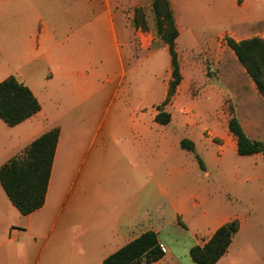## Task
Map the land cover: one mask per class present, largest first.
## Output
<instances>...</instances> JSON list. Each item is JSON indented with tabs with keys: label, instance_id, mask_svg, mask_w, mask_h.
Instances as JSON below:
<instances>
[{
	"label": "rangeland",
	"instance_id": "obj_1",
	"mask_svg": "<svg viewBox=\"0 0 264 264\" xmlns=\"http://www.w3.org/2000/svg\"><path fill=\"white\" fill-rule=\"evenodd\" d=\"M23 1L16 0V4ZM33 1L36 7L47 9L52 18L74 17L79 10L77 14L82 18L86 15L82 12L87 6L86 0ZM169 1L178 29L175 49L182 76L170 97L171 56L160 30L154 0H113L115 8L123 13L120 17L115 14L116 27L120 28L122 21L123 30H112L109 18L103 12L98 14L91 30L78 31L71 39L76 55H82L84 51L92 55V61L97 65L92 70H97L98 77L96 93L82 107L72 108L71 97L64 98V119L71 131L69 141L78 136L83 144L99 125L102 128L98 130L96 142L81 165L76 187L71 192L59 190L57 185L55 187L58 188L54 192L56 201L50 205L48 213L51 220L59 215L60 221L53 233L56 238L53 236L49 244L51 259L63 262L66 250L73 245L87 250L103 249L104 237L89 234V223L83 220L91 189L100 184L106 185L113 203L124 202L132 197L137 184L138 175L131 166L135 163L145 165V182L153 179L163 186L170 185L173 199L184 198L198 186L201 188L200 195H195V200L210 199L203 206H208L211 212L236 209L239 205H243L241 209L248 208L244 203L252 200L254 215L247 224V233L241 234L237 241L243 247L233 250L230 258L234 264H264V151L252 155H241L237 149L233 152L235 140L228 128L231 111L236 114L237 109L241 116L246 117L247 130L255 129L248 116L264 127V100L257 97L252 89L254 83L251 77L227 43L229 38L241 39L228 32L213 35L205 32L227 25L230 20L222 10L229 12L228 4L221 10L219 0ZM97 2L101 11L102 1ZM3 10L5 15L0 24L8 25L9 6ZM163 28H168L167 22ZM70 50L67 48V53ZM122 62L124 66H121ZM116 73L125 74L123 83L120 84L118 78L106 86L105 75ZM127 89L135 100L145 98L135 110L136 117L146 123L144 145L141 138H133V126L127 122L129 112L119 108V99ZM79 111L86 114L85 121L80 122L79 115H76ZM159 112L170 114L167 124L157 122ZM160 135L168 139L160 142ZM184 137L195 142L196 153L202 157L205 169L200 167L195 153L180 146ZM223 154L225 160L218 164L217 157ZM75 162L70 155L64 158L66 169H71ZM236 171L242 179L252 177V180L237 186L239 182L232 179ZM72 176H64L60 186L66 185L68 189ZM234 196L241 197L242 202L235 200ZM158 198L164 207L167 206L165 196ZM233 200L232 205L230 201ZM178 223L188 226L183 216L178 217ZM66 224L70 232L74 226L82 224L87 234H66ZM185 242L183 237L170 239L169 247L183 254ZM54 248L59 249L60 254L56 255ZM76 257L85 259L93 257V254ZM182 258L185 260L186 256Z\"/></svg>",
	"mask_w": 264,
	"mask_h": 264
},
{
	"label": "crops",
	"instance_id": "obj_2",
	"mask_svg": "<svg viewBox=\"0 0 264 264\" xmlns=\"http://www.w3.org/2000/svg\"><path fill=\"white\" fill-rule=\"evenodd\" d=\"M101 1L100 11L97 0H86L87 6L82 10L86 14L84 18L77 14L80 10L74 17L65 15L52 18L47 9L36 7L33 0H24L19 5L16 4V0H0V19L5 15L3 14L5 6H9L10 10L8 25L0 24V82L11 75L16 76L30 87L41 104L39 112L14 126L8 125L0 118V167L12 157L22 154L32 141L45 132L54 127L60 128L46 199L42 207L29 214H22L11 202L0 182V264H103L107 256L149 230L157 233L165 247L164 256L152 264H197L191 257V248L203 246L221 225L238 219L240 228L234 235L228 251L214 263L234 264L230 254L233 250L238 251L243 247L239 246L237 241L241 234L247 233V224L254 215L253 201L244 203L251 206L250 208L241 209L243 205H239L236 209L226 208L222 212H211L208 206H203L210 199L195 200V195L201 190L198 186L184 198L173 199L170 185L163 186L153 179L149 183L145 182L147 171L145 165L135 163L131 166L138 175L137 184L134 185L132 197L124 202L114 204L106 185L100 184L91 189L83 220L89 223V234H95L98 238L104 237L105 241L101 244L103 249L87 250L73 245L66 250L65 255L68 258L66 256L63 262H58L57 258H50L49 244L60 221L59 215L51 220L48 213L50 205L56 201L55 187L57 185L59 190L61 188L68 192L76 187L81 165L86 161L96 142L98 130L102 128V125H99L83 144L78 136L69 141L71 131L68 130L69 125L64 119V98L71 97L72 108L82 107L83 103L91 101V97L96 93L98 77L97 70H92L97 66L92 61V55L85 51L81 53L82 55H76L71 39L78 31L91 30L96 24L98 14L103 12L108 16L112 30L124 28L122 21L121 27L118 29L116 27L115 14L120 17L123 13L115 8L113 0ZM225 4H228L229 12L222 10ZM219 7L230 21L215 31L207 29L205 31L207 34L228 32L237 39L255 36L264 38V0H242L241 3L239 0H219ZM67 48H71L68 53ZM121 66H124L123 62ZM119 73L105 75L104 84L106 86L112 84L118 78L122 84L125 74ZM252 89L257 97L264 100V95L259 92L255 83ZM132 95L128 89L125 90L119 99V108L129 112L130 119L127 122L133 126V138H141L144 145L146 123L144 119L136 117L135 110L145 98L139 101ZM88 107H91L90 102ZM76 115H79L80 122L86 120L85 113L79 111ZM235 115L251 138L263 141L264 127L261 122L248 116L255 129L247 130L246 117L241 116L238 109ZM74 118L73 116V121ZM75 122L73 123L76 124ZM233 137L234 152L237 149V140L234 135ZM167 139L160 135V142ZM68 155L76 161L71 169H66L64 165V158ZM224 160L225 154L218 156L216 162L219 164ZM76 163L79 164L75 166ZM70 172L73 176L66 189V185L60 184L64 176L70 178L72 175ZM239 174L237 172L232 178L239 182L237 186L252 180V177L242 179ZM160 196L167 198V206L162 205L158 198ZM234 199L242 202L241 197L234 196ZM235 200L230 201V204L233 205ZM179 216L186 219L187 227L178 223ZM65 231L66 234H87L82 224L74 226L71 232L66 224ZM181 237L186 239L183 254L169 247L170 239ZM53 252L56 255L60 254V250L56 248ZM87 253L93 254V257L85 259L76 257ZM183 256H186L185 260Z\"/></svg>",
	"mask_w": 264,
	"mask_h": 264
},
{
	"label": "trees",
	"instance_id": "obj_3",
	"mask_svg": "<svg viewBox=\"0 0 264 264\" xmlns=\"http://www.w3.org/2000/svg\"><path fill=\"white\" fill-rule=\"evenodd\" d=\"M154 10L171 56L173 71L168 90L170 97L182 78L175 49L178 29L169 0H154ZM165 22L168 23L166 30L163 28ZM227 43L259 92L264 95V38L255 36L239 41L229 38ZM40 109L41 104L33 91L16 76L11 75L0 82V118L8 125L18 124ZM156 120L161 124H167L170 121V114L159 112ZM228 128L236 137L239 154L252 155L264 151V142L251 138L233 111L228 121ZM59 134V127L52 128L32 141L22 154L12 157L0 167V182L11 202L22 214H29L45 203ZM180 146L195 153L200 167L205 169L202 157L196 153L193 140L184 137L180 140ZM239 228L238 219L224 223L203 246L197 245L191 248L192 259L197 264L216 263L228 251ZM164 254L165 250L157 233L149 230L107 256L103 264H152Z\"/></svg>",
	"mask_w": 264,
	"mask_h": 264
},
{
	"label": "built area",
	"instance_id": "obj_4",
	"mask_svg": "<svg viewBox=\"0 0 264 264\" xmlns=\"http://www.w3.org/2000/svg\"><path fill=\"white\" fill-rule=\"evenodd\" d=\"M161 245H162L163 249L165 250V247L163 246V244H161Z\"/></svg>",
	"mask_w": 264,
	"mask_h": 264
}]
</instances>
